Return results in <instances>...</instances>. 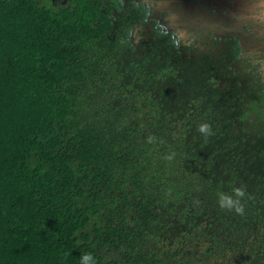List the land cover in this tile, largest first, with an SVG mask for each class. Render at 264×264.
<instances>
[{"label": "trees", "instance_id": "obj_1", "mask_svg": "<svg viewBox=\"0 0 264 264\" xmlns=\"http://www.w3.org/2000/svg\"><path fill=\"white\" fill-rule=\"evenodd\" d=\"M112 9L0 0V264H264V68Z\"/></svg>", "mask_w": 264, "mask_h": 264}, {"label": "flooded vegetation", "instance_id": "obj_2", "mask_svg": "<svg viewBox=\"0 0 264 264\" xmlns=\"http://www.w3.org/2000/svg\"><path fill=\"white\" fill-rule=\"evenodd\" d=\"M69 0H53L66 4ZM120 19H138L127 32L140 47L170 37L182 50L239 52L237 66L264 68V0H108ZM118 27V25L116 26ZM257 55H256V54Z\"/></svg>", "mask_w": 264, "mask_h": 264}, {"label": "clouds", "instance_id": "obj_3", "mask_svg": "<svg viewBox=\"0 0 264 264\" xmlns=\"http://www.w3.org/2000/svg\"><path fill=\"white\" fill-rule=\"evenodd\" d=\"M197 131L205 138V142H207L208 137L214 135L211 125L207 122H201L197 126ZM147 142L155 143V137L150 135L147 137ZM167 159H171V156H168ZM246 196H248V193L243 185L233 187L230 194L218 191L217 204L221 211L234 212L237 215L243 216L245 205L242 201ZM80 264H97V260L92 253H85L80 257Z\"/></svg>", "mask_w": 264, "mask_h": 264}, {"label": "rangeland", "instance_id": "obj_4", "mask_svg": "<svg viewBox=\"0 0 264 264\" xmlns=\"http://www.w3.org/2000/svg\"><path fill=\"white\" fill-rule=\"evenodd\" d=\"M256 54V53H255ZM257 55V54H256Z\"/></svg>", "mask_w": 264, "mask_h": 264}]
</instances>
